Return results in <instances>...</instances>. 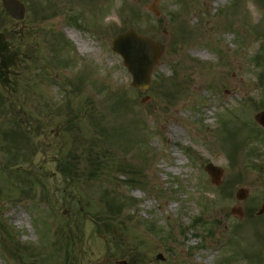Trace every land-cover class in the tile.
Wrapping results in <instances>:
<instances>
[{
  "label": "rangeland",
  "instance_id": "obj_1",
  "mask_svg": "<svg viewBox=\"0 0 264 264\" xmlns=\"http://www.w3.org/2000/svg\"><path fill=\"white\" fill-rule=\"evenodd\" d=\"M21 1L25 16L15 21L0 0V46L12 64L0 77V241L7 230L32 248L14 257L0 244V264H264V216L255 215L264 129L254 119L264 111V0H157L158 15L147 9L153 0ZM130 28L164 46L144 91L110 48ZM15 120L36 144L16 162L28 183L2 145ZM100 130L92 147L107 154L106 169L93 177L85 149ZM70 152L79 170L64 178ZM108 161L125 169L112 173ZM207 163L222 169L218 184ZM238 188L247 198H236ZM121 196L117 247L92 216ZM60 228L67 261L54 251Z\"/></svg>",
  "mask_w": 264,
  "mask_h": 264
},
{
  "label": "trees",
  "instance_id": "obj_2",
  "mask_svg": "<svg viewBox=\"0 0 264 264\" xmlns=\"http://www.w3.org/2000/svg\"><path fill=\"white\" fill-rule=\"evenodd\" d=\"M10 56L6 57V55L3 52V48L0 46V77L2 76V69L4 67H6L8 64V66L10 65ZM16 121V125L17 128H14L13 126V133L15 134V136H13L14 138L11 141V144L9 145V147L7 148V157L8 160L10 161H14L16 159H20L21 157H26L30 152V150H32L36 144L33 140V132L30 129H27L24 125H22L21 123H19L17 120ZM69 125V123H67ZM30 131H31V135H30ZM93 137L98 138V140L96 139H91L90 141V145H89V149H85L86 152H88L89 154L93 153V156L91 157V162H89V166L91 167V169L89 170V175L90 176H95V174H97L96 172L101 169L100 171L106 169V161H104V158L106 157L105 154L99 156L93 151V147L95 146L97 142H100L104 135H103V130L98 131L97 133L92 134ZM75 158L74 153L70 152L67 157L61 161L60 165H59V173L64 177L67 178L70 175H75L78 173V170L73 162V159ZM88 159V158H87ZM124 161L119 162V164L116 163V165H114L112 162L108 161L109 164V170L112 173H115L117 171L120 170H124ZM108 167V166H107ZM133 169V167H131ZM142 170V169H141ZM139 170H134L135 173H138L136 176H142V171ZM18 177H21L20 175H17ZM26 177V176H25ZM27 178V177H26ZM27 183L29 182L26 179ZM31 181V180H30ZM134 181V180H132ZM28 191L22 190L23 193L27 194V193H31L32 192V187L31 186H27ZM117 201L114 202V204L111 205L110 210L108 211V213L112 214V216H106V215H100L98 213H95L92 217L95 220L96 223L100 224L101 226H105L106 228L109 229V232L112 233V237L117 238L115 244L118 247V241L122 238L121 234L119 232V230L115 227L111 228V224L115 223V219L113 217V215L115 213L120 214L122 211V208L124 207V205H126L128 203V200L126 197L121 196L119 198L116 199ZM113 217V218H112ZM116 218V216H115ZM119 223L124 226V221H119ZM206 227V225H205ZM3 233H5V235L7 236V241L2 243L3 248L5 250H7V252L12 253L14 255H18L19 249H21V246L19 244H17L13 237L10 235V232H8L7 230H4ZM4 240V239H3ZM25 249H29L26 248V246H23ZM31 264H40L37 262V260H33L31 262Z\"/></svg>",
  "mask_w": 264,
  "mask_h": 264
},
{
  "label": "water",
  "instance_id": "obj_3",
  "mask_svg": "<svg viewBox=\"0 0 264 264\" xmlns=\"http://www.w3.org/2000/svg\"><path fill=\"white\" fill-rule=\"evenodd\" d=\"M2 3L11 18L20 20L24 17L25 8L20 0H2ZM147 8L155 15L159 14L157 0H153ZM110 45L111 49L122 57L124 65L132 76V85L145 90L149 84L151 69L164 49L163 45L159 42H153L146 36L137 34L132 29L114 37ZM256 119L264 126V112L258 113ZM205 170L210 174L212 182L217 184L221 170L212 164H208ZM246 193V190L239 189L236 196L242 199L245 198ZM259 212H264V203ZM231 213L242 215L239 207H233Z\"/></svg>",
  "mask_w": 264,
  "mask_h": 264
},
{
  "label": "bare ground",
  "instance_id": "obj_4",
  "mask_svg": "<svg viewBox=\"0 0 264 264\" xmlns=\"http://www.w3.org/2000/svg\"><path fill=\"white\" fill-rule=\"evenodd\" d=\"M219 1V0H218ZM67 32V35L75 42V44L80 47V50L83 49L84 51L85 50H91V48H89L87 46V42L86 41H82L79 39V37H76L75 34L73 33V31L71 30H66ZM20 219H21V216L20 214H16L15 215V221L16 222H20Z\"/></svg>",
  "mask_w": 264,
  "mask_h": 264
},
{
  "label": "flooded vegetation",
  "instance_id": "obj_5",
  "mask_svg": "<svg viewBox=\"0 0 264 264\" xmlns=\"http://www.w3.org/2000/svg\"><path fill=\"white\" fill-rule=\"evenodd\" d=\"M263 201H264V200H263ZM263 201H262V202H263ZM262 202H261V203H262ZM262 215H264V214H262Z\"/></svg>",
  "mask_w": 264,
  "mask_h": 264
}]
</instances>
